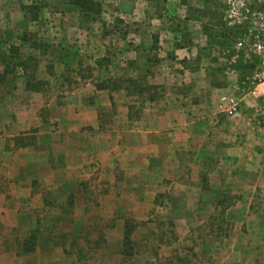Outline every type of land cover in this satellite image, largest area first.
<instances>
[{"label": "crops", "instance_id": "1", "mask_svg": "<svg viewBox=\"0 0 264 264\" xmlns=\"http://www.w3.org/2000/svg\"><path fill=\"white\" fill-rule=\"evenodd\" d=\"M134 9L131 22L120 17L114 24L106 17L101 28L95 25L100 19L105 22L103 13L88 22L75 11L80 21L76 57L68 61L61 52L56 58L46 55L48 61L55 60L46 78L39 76L37 66L36 78L45 84L39 92L24 89L20 68L13 73H22L21 92L14 76L8 80L11 74L0 82V141L21 139L17 136L24 126L35 127L37 142L16 148L19 153L32 148L45 154V161L31 156L22 163L36 171L26 170L21 193L30 196L28 182L39 179V172L50 180L55 172L58 177L60 170L53 167L66 164L67 149H74L77 179L87 164L94 166L89 176H81L86 179L101 180L106 172L112 180L117 170L123 180L139 183L138 197L147 209L153 208L155 196L166 193L175 226L185 230L179 240L188 238L184 235L195 222L205 226L214 214H223L229 223L223 240L231 251L253 256L258 263L260 252L248 241L264 240V128L251 123L243 111L231 118L217 110L225 83L220 84L212 70L228 66L218 43L221 29L210 28L206 10L188 9L189 15H181L176 8L175 18L165 21ZM2 50L0 56H7ZM64 70L70 78L65 76L63 89L50 99L49 76L61 78ZM19 95L29 106L19 107ZM42 109H47L45 120L38 117ZM53 123L56 129L50 130Z\"/></svg>", "mask_w": 264, "mask_h": 264}, {"label": "rangeland", "instance_id": "2", "mask_svg": "<svg viewBox=\"0 0 264 264\" xmlns=\"http://www.w3.org/2000/svg\"><path fill=\"white\" fill-rule=\"evenodd\" d=\"M64 1L68 0H0V47L2 51L6 50L7 57L13 58L12 48L21 58H35L38 73L41 72L39 76L44 78L50 73L48 68L58 53L68 57V61L75 58L73 50L77 45L80 21H77L75 9L69 4L65 6ZM98 1L105 18V22L102 19L96 22L95 26L99 28L107 22L106 17L114 24L122 21L120 17L131 22L135 19L133 16L136 17L132 9L137 12L138 7L141 11L145 9L148 18L153 20L155 15L165 21L175 18L176 8L181 15H189L188 9H195L194 13L206 10L211 29L225 27L220 31L225 38L218 43L225 52L226 64L232 62L229 67L223 65V68L212 70L213 75L219 83H225L223 94L240 100L239 111H243L251 123L264 128V86L255 89L260 65L250 50L253 35H247L246 27L228 25L227 0ZM256 2L251 4L256 8L264 7L263 3ZM24 7L36 9V21H31L32 14H25ZM60 12L66 15L55 16ZM62 45L67 49L65 54ZM48 54L55 58L48 61ZM69 71L64 70L61 78L49 76L47 96L50 99L56 91L63 89L65 76L70 78ZM13 76L17 78L14 81L21 92V71L11 74L8 80ZM27 101L21 95L15 100L19 107L29 106ZM46 110L42 109L38 117L45 120ZM23 111L16 110L17 113ZM52 128L56 129V123L51 124L50 130ZM22 129L17 136L22 137V144L37 142L38 128L26 129L24 126ZM69 137L70 141L75 140L73 135ZM14 138L0 141V264H264V240L248 241L260 252L258 263L253 256L231 251L227 240H223L229 235V223L223 214H214V220L207 221L205 226L195 222V228L184 235L188 238L179 240L185 230L175 226L167 209L171 198L166 193L155 196L153 208L147 209L138 197L139 183L123 180L117 170L112 180H107L109 174L106 172L101 180L86 179L81 176H89L94 166L87 164L77 179V157L71 155L74 149H67L70 157L66 164L53 167L54 171L60 170L58 177L55 172V178L50 180L44 171L39 172V179L28 182L30 196H23L21 192L27 182L22 178L26 170L30 173L36 170L26 168L22 163L31 156L45 161V154L32 148L27 151L24 148L19 153L16 147L20 146ZM13 143L15 147H11ZM62 169L66 171L62 172ZM201 217V213L196 214L198 222ZM125 230L129 232L126 244L123 242ZM189 234H192L191 238ZM27 240H34L35 247L31 253L22 255L21 245Z\"/></svg>", "mask_w": 264, "mask_h": 264}, {"label": "built area", "instance_id": "3", "mask_svg": "<svg viewBox=\"0 0 264 264\" xmlns=\"http://www.w3.org/2000/svg\"><path fill=\"white\" fill-rule=\"evenodd\" d=\"M254 0H227L226 21L234 28L246 27L247 35H253L250 45L252 54L256 57L260 72L257 76L255 89L264 86V7L256 8L251 4ZM263 3L264 0H256ZM264 6V5H263ZM232 63V62H231ZM229 62L228 65L230 66ZM240 100L230 94H223L218 98L217 110L231 118L239 115Z\"/></svg>", "mask_w": 264, "mask_h": 264}, {"label": "trees", "instance_id": "4", "mask_svg": "<svg viewBox=\"0 0 264 264\" xmlns=\"http://www.w3.org/2000/svg\"><path fill=\"white\" fill-rule=\"evenodd\" d=\"M67 3L75 9V11L81 15L85 21L96 22L99 20L102 13V5L98 0H68ZM25 13L29 15L32 14L33 17L31 21H36V9L31 7H24ZM224 26L221 27V30H224ZM225 38V36L223 35ZM11 55L14 54L13 58H8L7 56H0V63L4 66L2 75H0V82L5 80L7 74H12L15 68H20L23 71V76L25 79L24 89L31 92H39L41 88L45 85L44 82L37 80L36 70H37V60L32 57L21 58L18 56L16 49L10 50ZM13 67V68H12ZM17 146L26 147L30 144H22V139H16ZM128 230H125V239L123 242L126 244L129 240ZM35 247L34 240L24 241L21 245L20 254H28L33 251Z\"/></svg>", "mask_w": 264, "mask_h": 264}]
</instances>
